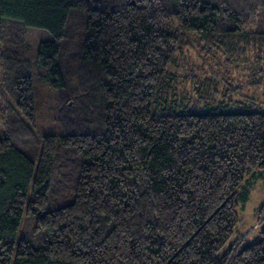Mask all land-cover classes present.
Listing matches in <instances>:
<instances>
[{
    "label": "trees",
    "instance_id": "16d2710c",
    "mask_svg": "<svg viewBox=\"0 0 264 264\" xmlns=\"http://www.w3.org/2000/svg\"><path fill=\"white\" fill-rule=\"evenodd\" d=\"M14 24L51 33L35 60ZM192 34L220 69H185ZM35 66L65 92L60 133L33 147L16 140ZM0 82L23 114L0 136V264H264V218L222 252L264 168V102L241 97L264 89V0H0Z\"/></svg>",
    "mask_w": 264,
    "mask_h": 264
},
{
    "label": "rangeland",
    "instance_id": "374dc122",
    "mask_svg": "<svg viewBox=\"0 0 264 264\" xmlns=\"http://www.w3.org/2000/svg\"><path fill=\"white\" fill-rule=\"evenodd\" d=\"M12 27L15 31L20 32L21 30H24V37L29 47L25 55L32 60H35L39 43L44 40L52 39L51 33L45 28L34 26L23 27L21 24H14ZM188 38L189 42L184 46L185 53L181 55L184 59L180 60L182 63L186 62L185 69L187 71H194L196 74H199L201 72L200 69L203 68L211 71L217 69V67L220 69V66L223 65L221 62L223 59L216 55L213 56V59L208 53H205L204 48L199 44L195 35H188ZM83 40L84 38L81 36V31H77L74 39L69 40L67 45H64L66 38L62 41L63 46L61 47L60 52V63L68 87L71 78L66 71L65 59L68 53L81 49ZM220 54L221 53H218L217 55ZM222 57H224V54ZM224 70L225 69H221V72L217 77L222 78ZM44 72V68L38 66L34 67L32 82L35 100V120L32 123L27 117L22 116L24 123H20L21 120L16 122L21 124L19 135L16 140L17 144L21 141L28 140L33 147L41 146L43 135L60 133L59 112L62 106L60 95L65 91L60 92V88L49 84L41 75ZM187 78L188 79H183L178 77L177 84L174 81L177 86V92L191 89L193 81L189 77ZM181 80L182 83L180 82ZM73 81L77 82L75 79ZM241 81L245 82L246 78ZM223 85L224 81H222V85H219V87L222 89ZM197 86L198 84H195V87ZM2 89H4V86L0 82V136L5 134L6 131L11 128V124L14 123V120L16 119V114H22L15 104L9 101L5 89L4 91ZM242 92L246 97H241L247 103L255 101L256 103L262 104L261 102H264V89L245 88ZM195 96L202 97L201 101H210V96L207 94L199 92L198 94H195ZM252 96H254V100L250 98ZM221 98L223 99L225 97L219 95L218 99ZM237 98H239V96H237ZM237 202L238 222L234 228L232 237L228 243H226V246L222 248V252L237 239L241 240L245 237V240L242 243V245H244L258 235L260 222L264 218V211L262 212L264 206V168L252 169L246 174L244 180L237 188ZM31 230L32 226L26 225L25 222H23L18 233V238L23 234L30 237L32 235Z\"/></svg>",
    "mask_w": 264,
    "mask_h": 264
}]
</instances>
